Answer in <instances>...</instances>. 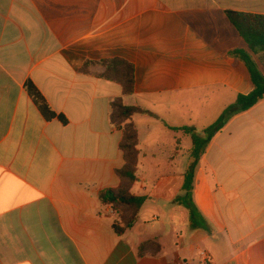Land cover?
I'll use <instances>...</instances> for the list:
<instances>
[{
    "label": "crops",
    "instance_id": "obj_1",
    "mask_svg": "<svg viewBox=\"0 0 264 264\" xmlns=\"http://www.w3.org/2000/svg\"><path fill=\"white\" fill-rule=\"evenodd\" d=\"M227 12L264 16V0H0V264H264V100L203 146L255 88L233 53L264 74ZM113 58L134 65L133 95L101 77ZM120 97L148 112L132 191L147 200L122 236L99 199L125 164ZM149 240L161 252L140 257Z\"/></svg>",
    "mask_w": 264,
    "mask_h": 264
},
{
    "label": "trees",
    "instance_id": "obj_2",
    "mask_svg": "<svg viewBox=\"0 0 264 264\" xmlns=\"http://www.w3.org/2000/svg\"><path fill=\"white\" fill-rule=\"evenodd\" d=\"M227 15L231 24L246 41L249 50L259 55L264 64V16L239 12H227ZM233 55L246 64L255 88L248 95H240L235 104L227 108L219 120L205 130L207 137L203 146L207 145L234 117L251 110L264 100V74L258 68L252 54L238 50ZM89 65L90 63L87 64L84 70ZM102 65L105 67V72L101 77L109 82L119 84L123 90V97L135 93L136 71L132 63L121 58H113L103 61ZM26 86L35 105L47 120L59 118L63 123H66L63 116H58L51 109L46 99L32 82H27ZM123 97L111 102L109 119L111 125L122 130L123 138L120 143V150L123 153L125 164L116 171L120 181L119 186L115 189L104 190L99 194L101 203L109 206L118 216V221L114 224V230L118 236L124 235L136 226L141 209L147 200L146 197L135 196L132 191L138 180L139 165V134L133 118L137 115L148 114V112L139 107L127 105ZM180 130L192 136L197 151L202 149L200 145L201 138L194 133L193 128ZM160 252L161 246L157 240L146 241L139 249L140 257L146 255L156 256Z\"/></svg>",
    "mask_w": 264,
    "mask_h": 264
},
{
    "label": "rangeland",
    "instance_id": "obj_3",
    "mask_svg": "<svg viewBox=\"0 0 264 264\" xmlns=\"http://www.w3.org/2000/svg\"><path fill=\"white\" fill-rule=\"evenodd\" d=\"M197 134H198V133H197ZM200 134H202V132H199V134H198V135H200ZM200 149H201V148H200ZM200 151H201V150H200ZM200 151H199V152H200Z\"/></svg>",
    "mask_w": 264,
    "mask_h": 264
},
{
    "label": "built area",
    "instance_id": "obj_4",
    "mask_svg": "<svg viewBox=\"0 0 264 264\" xmlns=\"http://www.w3.org/2000/svg\"><path fill=\"white\" fill-rule=\"evenodd\" d=\"M202 255L205 256V253H203Z\"/></svg>",
    "mask_w": 264,
    "mask_h": 264
}]
</instances>
